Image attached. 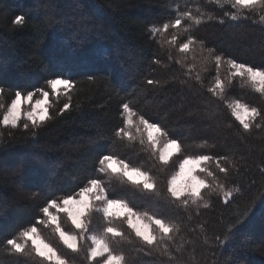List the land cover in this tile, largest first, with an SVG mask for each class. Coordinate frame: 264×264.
Listing matches in <instances>:
<instances>
[{"label":"trees","instance_id":"1","mask_svg":"<svg viewBox=\"0 0 264 264\" xmlns=\"http://www.w3.org/2000/svg\"><path fill=\"white\" fill-rule=\"evenodd\" d=\"M177 5L181 10L187 6L193 13L199 7L205 13L204 23L193 26L192 35L202 40L206 48L223 54L225 59L235 58L264 68V25L258 23V17L247 13L252 19L233 21L224 16V11L234 9L209 0H0V104L4 105L0 119L16 90L23 88L26 94L35 87H45L46 78H55L54 73H65L76 81L70 109L61 115L57 112L67 97L51 96L47 89L53 119L35 129V136L23 130V119L17 129L0 126V244L5 237L14 236L34 222L33 217L39 216L38 205L45 197L75 191L94 174L106 182L110 195L127 199L141 211L159 209L168 215L170 208L175 209L181 228L176 244L187 249L184 259L188 264H264V173L260 171L264 168V134L254 132L241 141L234 134L240 125L226 107L238 100L264 112V96L239 77L229 84L226 78L230 69L223 64L219 76L225 80V92L222 98L212 97L207 88L215 83L214 63H208L207 71L202 73L200 95L194 99L189 94L187 87L179 83L178 66L174 63L179 54L173 49V62H169V46L159 35L153 38L149 33L150 27L162 26L173 18ZM17 15L25 17L22 26L12 23ZM173 31L170 29L165 36L170 39ZM187 35L182 33L179 39L184 40ZM89 75L95 79H88ZM148 79L159 83L149 85ZM122 100L130 102L150 122H157L182 145V151L167 167L156 162L139 143V137L130 141L114 136V129L123 126L118 110ZM256 122L264 123L260 118ZM131 131L135 135V128ZM109 151L149 171L162 191L185 156L228 155L235 160L236 151L243 161L237 169H230L227 177L218 172L215 162L207 166L221 182L240 192L226 206L216 193L204 190L210 208L191 206L186 210L116 177L95 173L97 155ZM32 193L36 196L29 198ZM253 196L257 197L254 213L240 234L222 248L204 245L205 236L222 238ZM101 224L102 218L94 214L93 226ZM65 227L70 225L65 223ZM122 227L129 232L126 226ZM39 228L53 243H58L50 228ZM131 239L133 243L115 245L127 254L129 264L167 261L158 253H137L139 244L134 235ZM68 255L75 264H86L81 256ZM0 259L5 264H40L38 258L13 257L2 252Z\"/></svg>","mask_w":264,"mask_h":264},{"label":"snow or ice","instance_id":"2","mask_svg":"<svg viewBox=\"0 0 264 264\" xmlns=\"http://www.w3.org/2000/svg\"><path fill=\"white\" fill-rule=\"evenodd\" d=\"M209 2L228 5L234 9L235 11L232 12L224 11V16L233 21L242 18L252 19L247 15L252 13L258 17V23L264 25V0H209ZM204 16L205 13L199 7L196 13H193L191 9H187V6L185 10H181L177 5L176 15L173 18L163 22L162 26L154 25L149 29L151 37L155 38L159 35L169 46V62H173V49L179 54L174 60L175 65L178 66L179 83L186 86L189 94L195 99L200 95L199 90L203 88L202 73L207 71L208 63H214L217 75L214 85L207 88V92L212 97L222 98L226 84L225 80L220 78L219 70L223 64H227L230 69L226 78L229 84L234 78L239 77L251 85L255 92L264 96V68L239 62L235 58L225 59L223 54L214 53L212 48H206L202 40L192 35L193 26L198 27L204 23ZM24 22L25 17L22 15H17L12 21L18 26H22ZM253 22L257 21L253 20ZM170 29L174 31L168 39L165 34ZM182 33L188 34L184 40L179 39ZM153 63L159 61L154 60ZM54 75L55 78H46L45 87H35L26 94L23 88L16 90L14 99L7 105V110L0 119V126L17 129L23 119L25 121L22 125L23 130L35 136V129L41 127L45 121L53 119L49 112L51 104L47 89L51 90V96L64 94L67 97V102L58 110L57 115L69 110L72 93L76 90V81L65 73H54ZM87 78L95 79L90 75ZM146 82L149 85L159 83L153 79H148ZM2 92L3 89L0 88V93ZM200 102L207 103L204 100ZM25 105H30V110L24 107ZM3 107L4 105L0 104V108ZM226 107L240 125V129L234 134L241 141L252 136L254 132L264 134V123L256 122L257 118L264 121V112L260 109L238 100L227 104ZM118 110L123 126L114 129L116 138L131 141L139 137V143L144 145L156 162L163 167H167L172 158L182 151V145L177 139L170 137L167 130L157 122H150L143 114L134 110L130 102L122 100ZM228 127L232 126L228 125ZM133 128L135 135L131 131ZM11 135L10 132L9 136ZM261 148L264 150V144ZM233 156L236 157L235 160L228 155L185 156L179 161V170L167 178L163 191L149 171L131 165L111 151L97 155L98 164L94 171L116 177L122 183L127 182L142 192L152 193L166 202L177 203L186 210L191 206L208 209L210 204L205 199L204 190H208L210 194L216 193L226 206L230 205L235 199V194L240 192L239 188H232L221 182L217 173L207 166L215 162L218 172L227 177L230 169H237L243 161V157H240L236 151H233ZM260 171L264 173V168ZM105 183L99 176L90 174L86 182L77 190L45 197L38 205L39 216L33 217L34 222H30L14 236L5 237L0 244V252L13 257L38 258L40 264H75L68 253L81 256L86 264H129L127 254L122 249L118 251L115 245L122 242L133 243L131 236L134 235L139 244L135 248L137 253L142 252L144 255L158 253L167 258L166 262L160 261L159 264H188L184 259L187 249L184 245L176 244V237L180 234L181 228L177 222L180 218L174 214L175 209L170 208L168 215L161 214L159 209L151 212L147 209L141 211L127 199L110 195ZM160 184L164 185V181ZM261 189H264V184L261 185ZM259 192L260 189L258 194ZM35 196L36 193H32L29 198ZM256 200V196L250 198L228 229L222 233V238L221 235H215L214 239L205 236L204 245L210 247L215 244L222 248L232 242L234 236L240 234L242 226L254 213ZM94 214H99L102 218V224L98 227L93 226ZM65 223L70 227H65ZM40 225L50 228L58 243L48 239L41 232ZM122 226H126L129 232L126 233ZM191 259L195 261L196 257L192 256ZM0 264H5V261L0 259ZM217 264L223 262L218 261Z\"/></svg>","mask_w":264,"mask_h":264},{"label":"rangeland","instance_id":"3","mask_svg":"<svg viewBox=\"0 0 264 264\" xmlns=\"http://www.w3.org/2000/svg\"><path fill=\"white\" fill-rule=\"evenodd\" d=\"M37 98H38V96H37ZM34 102V101H33ZM24 107H26V108H29V110H30V105H25ZM3 117V116H2ZM177 155V154H176ZM179 170V168H177V170L176 171H178ZM175 171V172H176ZM14 182H15V180H13ZM16 183V182H15Z\"/></svg>","mask_w":264,"mask_h":264}]
</instances>
